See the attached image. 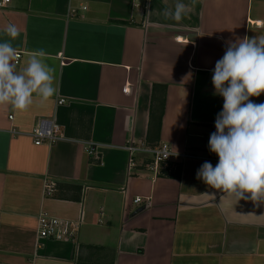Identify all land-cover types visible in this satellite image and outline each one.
Wrapping results in <instances>:
<instances>
[{"label":"crops","instance_id":"1","mask_svg":"<svg viewBox=\"0 0 264 264\" xmlns=\"http://www.w3.org/2000/svg\"><path fill=\"white\" fill-rule=\"evenodd\" d=\"M177 2L190 10L166 18ZM8 24L17 70L43 49L57 92L0 105V264H264V202L196 175L219 160L215 64L226 41L264 35V0H9L0 42ZM44 120L60 137L36 145ZM129 140L169 144L178 169L154 176L139 160L128 174ZM42 212L79 221L76 239L39 238Z\"/></svg>","mask_w":264,"mask_h":264},{"label":"clouds","instance_id":"2","mask_svg":"<svg viewBox=\"0 0 264 264\" xmlns=\"http://www.w3.org/2000/svg\"><path fill=\"white\" fill-rule=\"evenodd\" d=\"M189 10V5L177 2L175 10H165L164 16L179 21ZM3 34L9 39L0 42V105L25 111L35 99L42 103L53 97L55 69L45 62L47 53L43 49L33 52L18 71L17 49L11 42L19 35L18 29L8 24ZM225 43V53L212 75L216 94L224 102L208 145L219 160L215 167L205 161L196 175L237 202H264V103L250 100L264 93V35Z\"/></svg>","mask_w":264,"mask_h":264},{"label":"built area","instance_id":"3","mask_svg":"<svg viewBox=\"0 0 264 264\" xmlns=\"http://www.w3.org/2000/svg\"><path fill=\"white\" fill-rule=\"evenodd\" d=\"M9 0L0 1V7ZM21 57L20 53H16L15 63ZM11 118V116H9ZM34 144L39 145L43 141L53 143L60 137L59 127L53 121H41L40 125L32 132ZM127 151V173L135 167L137 161L140 160V166L147 171L152 172L155 176L168 174L171 171L178 169L177 154L172 150L167 143H159L154 146H148L143 143H135L129 140L125 145ZM95 151L94 145L87 146V152ZM53 187L47 185L46 194H51ZM142 198L136 196L132 199V203L139 206L142 203ZM128 204H124L123 210L127 212ZM80 222L72 220H63L56 216L50 215L48 212H42L38 218L39 238H52L57 240H75L79 229Z\"/></svg>","mask_w":264,"mask_h":264}]
</instances>
